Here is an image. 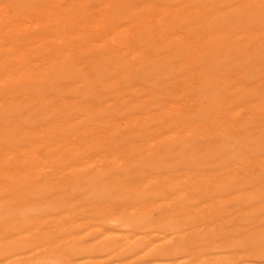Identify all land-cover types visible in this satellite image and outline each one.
Listing matches in <instances>:
<instances>
[{
	"label": "bare ground",
	"instance_id": "bare-ground-1",
	"mask_svg": "<svg viewBox=\"0 0 264 264\" xmlns=\"http://www.w3.org/2000/svg\"><path fill=\"white\" fill-rule=\"evenodd\" d=\"M246 154L262 178L264 0H0V264H194L223 231L188 222L263 201Z\"/></svg>",
	"mask_w": 264,
	"mask_h": 264
},
{
	"label": "rangeland",
	"instance_id": "rangeland-1",
	"mask_svg": "<svg viewBox=\"0 0 264 264\" xmlns=\"http://www.w3.org/2000/svg\"><path fill=\"white\" fill-rule=\"evenodd\" d=\"M148 77H151V75L149 74V73H147L146 74ZM136 81H138V80H136ZM141 82V80L140 81H138L137 83H140ZM221 137H219V136H214L213 138H212V143L213 144H220V142H221ZM246 156V162L247 163H245V166L243 165V166H241L238 170H236V174H237V177L240 179V180H248L247 182L249 183V179H250V177H251V174H254V172L257 174V172H259L260 170H259V168L258 167H260V166H258V163H259V157H255L254 155H249V154H246L245 155ZM248 164H250V165H248ZM252 170V171H251ZM254 170V171H253ZM238 171V172H237ZM256 174H254V175H252V176H254L253 178H254V180H256V182H254V180H253V183L252 182H250L249 184L247 183V182H245V186H244V188H245V191L244 192H246V193H249V192H251V191H254V190H259V194H261L262 193V200L263 201H261V204L260 205H257L256 207H252V206H245V205H243V204H240V203H238V202H235V203H233V204H220L221 206L219 207V211H220V213H219V215H217V217L215 216V218L214 217H211L210 218V223H209V221L208 222H204V221H202V220H200V218L199 219H196V220H193L192 222H188L189 224H188V226L190 227V229L191 228H194V227H202V226H205L208 230H212L213 228H215V229H217V230H221V231H223V232H221V239H219V243H220V245L221 246H223L222 248H220V249H218V250H209V252H207L206 250H202V249H199L198 250V254L197 255H199L198 256V259H200L199 261H197V262H194V264H204L203 262H208V264H216L217 263V259L218 258H220V257H226V256H228V255H231V254H239V256L242 258V260H243V262H238L239 260H237V261H235V263L233 262H231L230 264H237V263H239V264H247V263H249V264H264V260L263 259H260V258H256V257H253V254L251 255V252L253 251V249H254V246H255V240H254V235L256 234V233H258L259 231H263L264 230V225L262 226V224H264V207H261L262 205H264V176L261 178V177H259L258 178V180H257V177H256ZM261 174V173H260ZM262 174L264 175V172H262ZM230 174H226L225 176L226 177H228ZM249 175V176H248ZM260 176H262V175H260ZM246 177H249V178H246ZM250 179V180H251ZM260 179H263V181L262 180H260ZM258 182V183H257ZM257 183V184H256ZM252 184V185H251ZM254 184V185H253ZM255 184H256V186H255ZM247 186H249V188L247 187ZM250 186H252V187H250ZM240 204V205H239ZM241 206V207H240ZM260 207V209L259 210H257V208H259ZM223 208V209H222ZM243 208H245V209H243ZM221 209H222V211H221ZM256 209V210H255ZM252 210H253V212H252ZM222 212V213H221ZM224 212V213H223ZM244 212V213H243ZM227 213H228V216H227ZM224 214V215H223ZM230 214V215H229ZM258 214H260V215H258ZM262 214H263V216H262ZM223 215V216H222ZM242 216V217H241ZM248 216V217H247ZM249 216L250 217H253V218H249ZM258 216H260L259 218H257ZM210 217V216H209ZM220 217H223L222 219L220 218ZM246 217V218H245ZM254 217H256L255 219H254ZM175 218H176V221H178L179 223L178 224H185V222H182V218L181 217H178V215H175ZM218 219V220H217ZM220 219H221V222H220ZM212 220H214V221H212ZM230 220V221H229ZM237 220V221H236ZM251 220H254V221H251ZM261 220V221H260ZM229 221V222H228ZM232 221L234 222V224H232ZM249 221H251V222H249ZM225 222H226V225H225ZM235 222H236V224H235ZM196 223L198 224V225H196ZM243 223H245L246 225H244L243 226ZM249 223V224H248ZM259 223H261V224H259ZM222 224H224V225H222ZM230 225V226H229ZM187 225H186V227H188ZM227 226V227H226ZM251 226V227H250ZM249 227V228H248ZM247 230H246V229ZM233 229V230H232ZM235 229V230H234ZM238 229L240 230V232L238 231ZM244 229V230H243ZM188 231V230H187ZM236 231H238L239 232V234H238V232H237V234L236 233H234V232H236ZM226 232V233H225ZM232 232V233H231ZM242 232H246L244 235H246V236H248V237H246V236H244L243 235V233ZM225 233V234H224ZM229 233V235H228V237L226 236V234H228ZM241 233V234H240ZM252 233V234H251ZM233 235V237H232V235ZM249 234V235H248ZM224 235V236H223ZM237 235V236H236ZM236 236V237H235ZM245 238H244V237ZM251 236V237H250ZM223 237V238H222ZM227 237V238H226ZM241 238V239H240ZM232 239H234V240H232ZM237 239H239V240H237ZM243 239V240H242ZM237 241H239V242H237ZM230 242V243H229ZM236 242V243H235ZM247 242H249V243H247ZM230 244V245H228L227 246V248H225L226 247V245L227 244ZM223 244V245H222ZM225 244V245H224ZM250 245V246H249ZM242 246V247H241ZM249 247V248H248ZM253 249H252V248ZM248 249H249V251H248ZM228 250V251H227ZM242 250V251H241ZM245 250V251H244ZM51 251H52V253H51ZM217 253H216V252ZM225 251V252H224ZM223 254V255H221V253ZM240 252V253H239ZM205 253V254H204ZM210 253H212V254H210ZM216 253V254H215ZM220 253V254H219ZM228 253V254H227ZM250 253V254H249ZM253 253V252H252ZM44 254H46L45 252H44ZM48 254H50V255H56V256H59V255H63V256H65V257H68V254H67V252L65 251V249H52V250H50L49 252H48ZM208 254H209V256H208ZM214 254V255H213ZM225 254V255H224ZM227 254V255H226ZM247 255V256H246ZM251 255V256H250ZM242 256H244V257H246V260H244L245 258L244 257H242ZM33 256H30V258H32ZM204 257V258H203ZM114 258H115V256H113L112 258H110L109 259V261L111 260V261H114ZM241 258H240V260H241ZM250 258H252V260L250 261ZM254 258V259H253ZM103 259H108L107 257H103ZM103 259L102 258H100V261H102L103 262ZM209 260V261H208ZM245 261V262H244ZM250 261V262H249ZM263 261V262H262ZM141 262V263H140ZM207 262L205 263V264H207ZM212 262V263H211ZM220 262H222V260H220ZM247 262V263H246ZM252 262H254V263H252ZM134 264H148L147 262H146V260H144L143 262L142 261H135V262H133ZM219 263V262H218ZM112 264H115V262H112ZM180 264V263H179ZM181 264H193V262H186V263H181ZM226 264H228V263H226Z\"/></svg>",
	"mask_w": 264,
	"mask_h": 264
}]
</instances>
